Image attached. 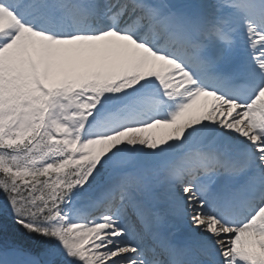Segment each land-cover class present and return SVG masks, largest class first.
I'll return each instance as SVG.
<instances>
[{
  "label": "snow or ice",
  "instance_id": "snow-or-ice-1",
  "mask_svg": "<svg viewBox=\"0 0 264 264\" xmlns=\"http://www.w3.org/2000/svg\"><path fill=\"white\" fill-rule=\"evenodd\" d=\"M0 264H264V0H0Z\"/></svg>",
  "mask_w": 264,
  "mask_h": 264
},
{
  "label": "bare ground",
  "instance_id": "bare-ground-1",
  "mask_svg": "<svg viewBox=\"0 0 264 264\" xmlns=\"http://www.w3.org/2000/svg\"><path fill=\"white\" fill-rule=\"evenodd\" d=\"M213 103V99L210 97H202L200 98V100L197 101V104L194 106V111L196 112V114H200L203 111L206 110V107H211ZM161 127L162 126H158L157 129H151L149 130V132L145 133V135H159L161 132Z\"/></svg>",
  "mask_w": 264,
  "mask_h": 264
}]
</instances>
